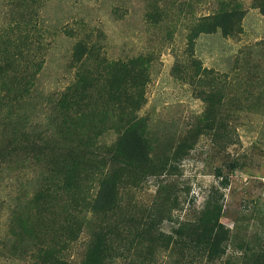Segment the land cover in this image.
Segmentation results:
<instances>
[{"label": "rangeland", "instance_id": "374dc122", "mask_svg": "<svg viewBox=\"0 0 264 264\" xmlns=\"http://www.w3.org/2000/svg\"><path fill=\"white\" fill-rule=\"evenodd\" d=\"M257 3L0 0V148L13 137V127L29 134L48 128L52 104L71 95L78 81L92 80L90 93L98 97L101 86L106 94L113 68L133 67L136 85L126 81L114 98L108 93L92 100L99 109L87 108L85 130L67 124L66 144L70 136L90 137L98 144L93 149L105 152L124 118L119 104H139L132 114L125 112L129 120L146 122L154 167L121 191V217L140 219L158 207L162 213L156 215L164 217L155 228L170 237L173 227L192 222L212 201L220 206L219 222L230 239L220 258L198 257L193 264H257L264 250V17ZM234 4L244 15L230 34L202 33L190 44L188 36L200 23ZM78 44L84 51L76 58ZM40 162L21 154L0 169V264H31L29 255L48 247H55L63 263L81 264L101 220L114 217L82 205L64 212L58 205L68 200L66 194L51 202L55 217L46 213L39 221L36 205L45 207L44 200L54 197L44 195L54 188L45 187ZM88 178L80 192L86 201L98 187L96 175ZM123 224L125 235L138 232L136 223ZM170 248L171 243L156 264L187 263L185 249ZM124 257L112 264H128Z\"/></svg>", "mask_w": 264, "mask_h": 264}, {"label": "trees", "instance_id": "16d2710c", "mask_svg": "<svg viewBox=\"0 0 264 264\" xmlns=\"http://www.w3.org/2000/svg\"><path fill=\"white\" fill-rule=\"evenodd\" d=\"M257 1V8L264 17V0ZM238 6L236 4L233 8L222 9L207 17L188 36L190 44L193 45V40L202 33L212 34L220 31L225 36L230 34L243 19L244 12ZM83 51L84 48L80 44L76 45L74 50L76 58H79ZM113 70L115 73H111L112 79H109L106 84L104 83L108 87L105 93H109L107 97L110 99L125 89L126 81L132 82L133 85L137 83V77L132 72L133 67L126 68L122 65L113 68ZM93 85L92 80H80L71 88V91L73 90L71 95L63 94L57 104H52L53 112L50 115V122L47 124L48 128L42 131L34 129L36 132L31 131L29 134L23 131L21 133L18 128L13 127V137L5 138V144L0 148V169L4 164L18 160L21 154L31 156L35 163L41 161L40 163L46 171L43 177L46 182L45 187L51 185L54 188L53 190L47 188L44 195L47 194V197L53 195L54 197L49 201L44 200L45 207L40 203L36 205L35 216H38L39 221H42L41 217L46 213L52 218L55 217L51 202H57L58 196L62 197L66 194L69 195L66 198L68 200L66 202L61 200L58 205L64 212H73L75 211L74 207L82 205L92 213L114 217L112 222L106 218L101 220L92 234V241L88 244L81 264H112L115 258L122 256L129 259L128 264H156L157 258L161 256L169 243H171L170 252L182 249L187 251L189 259L185 258L187 259L186 264H193L198 257L202 260L204 258L206 262L220 258L225 252L224 244L230 239V232L219 222L220 206L212 201L208 200L198 214L199 217L192 222L186 221L176 228L173 227L170 237H161L155 228L158 219L164 217L156 215V213H162L158 207L151 208L148 210L149 214L140 217V219L136 215L132 216L130 220L121 217V191L127 184L136 183L141 176L148 174V171L154 167L152 166V147L146 122L129 120L127 115L130 113H126L129 110L131 114L135 112L139 104H134L132 107L119 104L120 108L118 109H122L124 118L118 124L120 130L117 140L105 152L103 150L96 152L98 144L96 145L90 137L80 138L77 141V137L70 136L69 143L66 144L64 128L67 127V124H71L73 129L79 126L85 130L89 123V120L84 117L87 114V108L99 109L97 104H92V100L98 101L106 97L103 86L97 91L98 97L95 96L96 92L90 93ZM76 92L78 93L76 94ZM107 105L103 104V106ZM59 114L62 115V120L59 119ZM55 126L57 131L54 133ZM94 147L95 149H93ZM90 174L97 176L98 187L93 198L86 201L80 192H82L83 182L89 180ZM217 175L222 177L221 181L224 179V182H227L220 171L217 172ZM73 219L77 223L75 216ZM45 220L43 219V221ZM139 220L142 222L139 223ZM124 222L136 223L138 232L132 235L131 231H127L125 235L122 231ZM33 223L34 221L32 225ZM79 227L77 228L78 233ZM69 234L72 237L73 233L69 232ZM73 237L75 236L73 235ZM34 238L40 240L36 235ZM57 239L61 241V238L58 237L51 242L56 243ZM118 239L119 242L122 240L123 246L116 245L115 241ZM165 240L168 241L167 244H165ZM29 258L31 264H65L61 254L57 258L55 247H48L45 250L39 248L36 253H31ZM188 260L191 262L189 263ZM256 260L257 264H264V250L256 256ZM179 263L177 260L176 264Z\"/></svg>", "mask_w": 264, "mask_h": 264}]
</instances>
